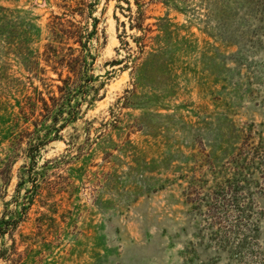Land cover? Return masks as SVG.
<instances>
[{"label":"rangeland","instance_id":"374dc122","mask_svg":"<svg viewBox=\"0 0 264 264\" xmlns=\"http://www.w3.org/2000/svg\"><path fill=\"white\" fill-rule=\"evenodd\" d=\"M0 220V264H264V0H0Z\"/></svg>","mask_w":264,"mask_h":264},{"label":"trees","instance_id":"16d2710c","mask_svg":"<svg viewBox=\"0 0 264 264\" xmlns=\"http://www.w3.org/2000/svg\"><path fill=\"white\" fill-rule=\"evenodd\" d=\"M138 26L137 29H142V26L140 24H137ZM133 26V24H132ZM70 30L68 29H62L61 32H63L64 35H66L67 37H70L71 32H69ZM79 37L78 43L83 47L86 48V45L83 44V36H77ZM70 39V38H69ZM71 51L74 52V50H72V48H70ZM83 53V51H82ZM51 56V55H50ZM83 55H78V56H74V53L70 54V55H64L62 57H58L56 62L59 66H61L62 68H68L69 73L73 74L74 76H68L66 79H62V74H60V80L64 83V86H58L59 92L62 93V96L60 98H51L52 101V105H49V103L45 100H43V105H44V110L46 111V113H48V115H52L51 117H55L52 119H58L59 116H53V113H58V111L61 113L62 111L60 110V108L62 105L60 104V101L64 102L66 100V97L68 96V94L70 93L72 88H76L77 86H82V82L81 81L84 75L85 70L87 69V63L85 61V57H82ZM3 223V220H0V237L3 234L8 233L9 228H4L1 224ZM7 231V232H6ZM1 256V253H0Z\"/></svg>","mask_w":264,"mask_h":264}]
</instances>
